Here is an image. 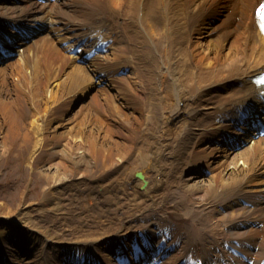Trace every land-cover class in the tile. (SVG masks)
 I'll return each mask as SVG.
<instances>
[{
	"label": "bare ground",
	"instance_id": "bare-ground-1",
	"mask_svg": "<svg viewBox=\"0 0 264 264\" xmlns=\"http://www.w3.org/2000/svg\"><path fill=\"white\" fill-rule=\"evenodd\" d=\"M259 2L67 0L66 8L59 5L54 13L65 21L92 22L103 16L120 20L123 38L102 56V63L125 60L130 72L113 80L115 89L103 88L93 82L88 67L74 63L48 36L20 48L17 57L0 66V163L17 141L30 148L31 157L39 149L57 153L55 161L39 169L47 180L39 203L43 212L58 218L65 215L64 204L73 201L71 193L77 197L76 213L89 208L93 199L76 192L91 185L96 199L110 194L123 201L108 207L113 222L103 219L95 231L81 230L72 239L40 221L31 210L38 202L22 201L17 207L2 202L0 222L34 230L47 245L97 246L162 217L174 226L166 255L167 264H174L189 250L230 238L227 229L239 221L253 219L259 226L246 232L255 240L252 257L264 256V179L259 180L264 137L233 153L225 146L201 145V138L215 130L221 136L227 130L237 139L247 137L245 124L233 125L226 116L260 100L251 81L264 63V38L252 14ZM219 4L226 11L222 23L202 32V15ZM32 6L0 7V15L39 10ZM91 87L98 89L74 109L72 95L87 94ZM69 108L74 110L67 114ZM262 119L258 115L255 121L264 124ZM191 162L211 168V175H190ZM99 164L103 168L97 176ZM240 193L251 206L240 203ZM14 259L16 264L45 262Z\"/></svg>",
	"mask_w": 264,
	"mask_h": 264
},
{
	"label": "rangeland",
	"instance_id": "rangeland-1",
	"mask_svg": "<svg viewBox=\"0 0 264 264\" xmlns=\"http://www.w3.org/2000/svg\"><path fill=\"white\" fill-rule=\"evenodd\" d=\"M124 50L129 53L128 46L123 45ZM143 106L142 104H139ZM129 113L130 110H127ZM106 114L102 115L105 118ZM56 144V142H54ZM56 148V145H55ZM30 148H22L19 146L18 141L12 143V148L7 157L2 159L0 163V204L5 202L12 207H17L22 201H28L30 203L38 202V204L31 208L34 213L38 214V218L44 224L51 225L58 231L64 233L67 239L74 238L73 234H78L81 230L95 231L103 225L102 220L112 219L113 216L108 207L111 205L117 206L123 199L111 198L110 194L104 195V200L100 201L94 196V194L78 190L76 196L90 197L93 202L91 206L81 207L80 214L76 213L78 208H73L76 205L74 194L71 193V199L73 201L67 202L63 206L65 215L58 218L56 214L43 212V207L39 202L43 199L44 188L47 185V180L40 174L39 169L42 166H48L51 162L55 161L59 155L57 153H48L45 149H39L31 157ZM102 164H99L97 169V176L100 175ZM92 195V197H91ZM95 202V203H94ZM75 214V215H74ZM7 222H0V238L4 243L7 242L8 230H10ZM18 233V232H17ZM73 236V237H72ZM38 247L36 255L31 260L39 259L42 261L41 250L46 246L49 249L48 256L53 258V263L56 264V251L54 249L55 244H44L43 236L38 235Z\"/></svg>",
	"mask_w": 264,
	"mask_h": 264
},
{
	"label": "snow or ice",
	"instance_id": "snow-or-ice-1",
	"mask_svg": "<svg viewBox=\"0 0 264 264\" xmlns=\"http://www.w3.org/2000/svg\"><path fill=\"white\" fill-rule=\"evenodd\" d=\"M261 15L264 16V6L261 7Z\"/></svg>",
	"mask_w": 264,
	"mask_h": 264
},
{
	"label": "water",
	"instance_id": "water-1",
	"mask_svg": "<svg viewBox=\"0 0 264 264\" xmlns=\"http://www.w3.org/2000/svg\"><path fill=\"white\" fill-rule=\"evenodd\" d=\"M140 176H142L141 174H139Z\"/></svg>",
	"mask_w": 264,
	"mask_h": 264
}]
</instances>
